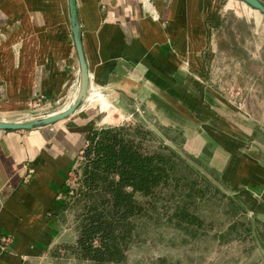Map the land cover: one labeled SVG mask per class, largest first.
<instances>
[{
  "label": "crops",
  "instance_id": "crops-1",
  "mask_svg": "<svg viewBox=\"0 0 264 264\" xmlns=\"http://www.w3.org/2000/svg\"><path fill=\"white\" fill-rule=\"evenodd\" d=\"M196 1L204 23L192 24L188 3L193 0H75L87 91L100 95L46 126L0 130V232L13 237L6 254L0 251V264H21L19 255L41 253L52 231L46 211L88 133L101 127V111V122L111 121L112 114L136 113L140 125L157 136L161 128H179L181 147L176 139L169 141L219 187L255 199L251 236L259 234L264 227V141L255 127H242L223 101L202 87L194 54L187 51L190 65L179 63L192 47V32L202 47L195 56L202 59L210 41L214 52L211 36L223 23L212 6L219 0H209V7ZM221 2L229 5L230 0ZM208 16L215 20L212 26ZM77 86L66 0H0V119L58 112L71 103ZM97 100L110 107L103 109ZM26 166L34 170L27 183ZM42 223L49 229L39 235ZM27 245L36 252L26 253Z\"/></svg>",
  "mask_w": 264,
  "mask_h": 264
},
{
  "label": "rangeland",
  "instance_id": "rangeland-1",
  "mask_svg": "<svg viewBox=\"0 0 264 264\" xmlns=\"http://www.w3.org/2000/svg\"><path fill=\"white\" fill-rule=\"evenodd\" d=\"M195 1L193 0V4L188 3L192 6V24L204 23V15L196 8ZM197 1L201 4L199 6L211 5L209 0ZM221 1L223 0H219L217 4L212 3L223 17L219 30L213 34L212 28L209 33L213 34L211 39L216 45L214 52L208 36L206 39L210 41V45L203 48L205 58L195 56L198 50H202L195 32L191 33V51L188 48L185 50L194 54V66L204 76L200 80L202 87L218 101L220 98L242 127H255L256 136L264 141V16L240 1L230 0L229 5ZM207 21L212 26L215 20L210 17ZM188 52L179 62L182 67L190 65ZM101 107L108 109L110 104ZM104 115V111L99 113V129L124 128L125 137H133L134 140L137 138L139 146L145 150L158 149L159 144L166 143L162 138L176 139L177 143L182 141L177 135L179 128H161L160 136L148 134L145 132L148 128L140 125L141 119L136 113L122 115L120 118L112 114L111 121L101 122ZM143 130L145 133L139 135L138 132L142 133ZM141 137V140L138 139ZM95 139L94 137L89 142L91 147L96 143ZM171 143L179 149L173 140ZM87 148L86 146L80 152L67 169L54 205L46 211L52 231L41 253L19 255L21 264H115L84 259L75 248L79 223L89 204L85 179L92 170L100 174L98 177L103 175L101 167L95 165L91 149ZM175 169L177 174L185 175L189 184L193 183L189 198L184 201L188 218L181 221L179 217L171 216V220L167 221L165 215L170 216L173 212L170 202L161 203L157 198L142 197L134 193L133 197L139 203L150 200L154 202L156 211H146L144 215L139 214L135 218L134 235L125 250L124 261L118 264H264V243L259 241L264 242V227L258 230V236L253 239V217L245 195L238 197L241 204L231 202L219 190V193L212 191L193 172H186L179 165ZM33 172L32 168L27 181ZM95 181L97 180L94 179L92 183L95 184ZM48 229L42 223L39 235L45 234ZM12 240L13 237L8 233L0 232V246L4 248L3 252L0 247L2 253L6 254V248ZM10 251L12 253L11 248ZM25 252L36 250L27 245Z\"/></svg>",
  "mask_w": 264,
  "mask_h": 264
},
{
  "label": "trees",
  "instance_id": "trees-1",
  "mask_svg": "<svg viewBox=\"0 0 264 264\" xmlns=\"http://www.w3.org/2000/svg\"><path fill=\"white\" fill-rule=\"evenodd\" d=\"M123 132L124 128L119 127L91 131L81 150L86 146L91 149L95 165L101 167L103 175L98 177L100 174L92 170L85 179L89 204L79 223L75 248L82 258L97 263L123 262L125 250L134 235L135 218L139 214L144 215L146 211H156L154 202L150 200L139 203L133 197L134 193L157 198L161 203L170 202L173 212L170 216L165 215L167 221L171 220V216H177L181 221L188 218L184 201L189 198L193 183L189 184L184 174L176 173L177 165L182 166L186 172H193L212 191L219 193L191 163L168 145L159 144L158 149L145 150L139 146L137 138L134 140L127 136V139ZM145 132L154 136L149 129ZM145 132L143 130L138 134ZM94 137L96 143L91 147L89 142ZM94 179L97 180L95 184L92 183ZM220 194L237 204L242 203L238 197L244 194L250 209L255 201L244 191L233 196Z\"/></svg>",
  "mask_w": 264,
  "mask_h": 264
},
{
  "label": "water",
  "instance_id": "water-1",
  "mask_svg": "<svg viewBox=\"0 0 264 264\" xmlns=\"http://www.w3.org/2000/svg\"><path fill=\"white\" fill-rule=\"evenodd\" d=\"M245 5H247L250 9L256 10L258 13L264 16V1L263 0H237ZM67 6V18L69 23V31L71 36V41L73 44V48L76 54L77 63H78V86L76 93L71 101V103L66 106L64 109L46 115L42 117H34V118H17L12 120L0 119V130H8V129H32L37 127L46 126L55 121L64 119L68 117L71 113H73L79 106L84 102L85 96L87 94L88 89V72L86 61L83 53V49L81 46L80 39V30H79V22L77 18L76 4L75 0H66ZM160 136V134H159ZM162 138V137H161ZM166 145L174 149L183 159L191 163L215 188L224 193L225 195L232 196L235 194L233 191H229L219 187V184L197 163H195L191 158L185 155L181 150L172 146V143L169 140H165Z\"/></svg>",
  "mask_w": 264,
  "mask_h": 264
},
{
  "label": "bare ground",
  "instance_id": "bare-ground-1",
  "mask_svg": "<svg viewBox=\"0 0 264 264\" xmlns=\"http://www.w3.org/2000/svg\"><path fill=\"white\" fill-rule=\"evenodd\" d=\"M97 95H100L99 93L97 94H92L91 95V91H87V94H86V96H85V101L87 100V101H92V100H94V98L97 96ZM74 97V96H73ZM73 97H72V99H73ZM97 101H101V100H97ZM100 104H101V106H107V104L105 103V102H103V101H101L100 102ZM105 108V107H104Z\"/></svg>",
  "mask_w": 264,
  "mask_h": 264
},
{
  "label": "built area",
  "instance_id": "built-area-1",
  "mask_svg": "<svg viewBox=\"0 0 264 264\" xmlns=\"http://www.w3.org/2000/svg\"><path fill=\"white\" fill-rule=\"evenodd\" d=\"M32 171V167L31 166H26L25 168V174H24V181H27L28 177H29V174L31 173Z\"/></svg>",
  "mask_w": 264,
  "mask_h": 264
}]
</instances>
